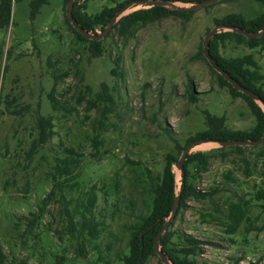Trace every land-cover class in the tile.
Segmentation results:
<instances>
[{
	"label": "rangeland",
	"instance_id": "374dc122",
	"mask_svg": "<svg viewBox=\"0 0 264 264\" xmlns=\"http://www.w3.org/2000/svg\"><path fill=\"white\" fill-rule=\"evenodd\" d=\"M124 1L76 0V8L94 15ZM29 2L12 0L13 22L0 30L5 49L0 61V241L9 259L27 257L30 264H107L108 260L124 264L118 256L127 252L128 226L149 210L151 202L145 169L162 172L165 155H177V142L185 145L189 137L205 130L208 115L235 130L254 126L247 100L220 82L201 56V48L217 19L231 12L253 19L263 6L255 0H220L196 9L188 18L172 15L148 24L126 40L113 28L102 39L103 54L96 55L97 50L79 40L67 24L65 0H51L34 19ZM150 7L133 4L120 16ZM96 32H101L99 27ZM220 53L224 57L252 54L264 73V44L251 49L228 41ZM118 56L120 73L116 74ZM6 63L9 70L3 73ZM189 78L197 101L189 100ZM80 88L85 91L79 99ZM53 90L61 102L57 108L50 99ZM104 91L114 103L107 102L112 111L100 128V111L89 109L88 99ZM40 116L53 122L46 139L39 136ZM98 133L101 143L96 145ZM195 141L190 153L220 148L217 142ZM34 143L40 145L36 153ZM68 149L82 155L76 170L81 185L99 188L97 214L106 229L98 242L105 258L91 248L77 255V242L62 228L65 223L57 213L61 204L43 205L52 187L55 160L69 155ZM254 153V149L244 154L216 153L208 170L195 173L193 181L199 190L217 191L206 199L190 197L183 208L178 207L172 228L202 240L203 250L197 256L201 264H264V229H254L264 222V209L255 205L253 196L260 178L258 174L246 177L243 171L244 156L254 160ZM173 169L179 194L182 171L175 164ZM242 198L253 199L251 225L243 222L237 232L228 233L225 210L229 202ZM40 208L43 217L31 234L22 236L31 212ZM61 255L66 260H58ZM147 264H159V256H152Z\"/></svg>",
	"mask_w": 264,
	"mask_h": 264
},
{
	"label": "trees",
	"instance_id": "16d2710c",
	"mask_svg": "<svg viewBox=\"0 0 264 264\" xmlns=\"http://www.w3.org/2000/svg\"><path fill=\"white\" fill-rule=\"evenodd\" d=\"M20 1V0H16ZM51 0H30V18L34 19L41 12L44 5L49 4ZM66 4L69 0H65ZM134 0H125L116 7H104L100 12L91 15L83 9L76 8L77 2L75 0L73 7V16L84 29L96 33L99 27L101 31L110 23L113 16L122 9L126 4ZM183 3H197L204 0H172ZM232 1V0H224ZM263 6V12L253 19H246L244 15L237 12L226 14L216 23H225L229 25L240 26L248 31H258L264 27V0H255ZM67 7V6H66ZM195 10L180 11L171 10L162 6H152L150 8H143L122 16L114 27L119 37L123 40L128 39L134 30H138L148 24L155 23L165 17L177 15L182 17H190ZM65 19L70 29L73 30L77 38L81 41L87 42L98 54H103V41L88 39L84 37L70 22L67 13ZM13 22L12 19V0H0V30L6 29ZM228 41H233L236 45H245L253 49L264 44V36L254 39H249L246 36L233 31H220L210 40L209 53L216 59L218 65L222 67L228 74L237 80L244 87L257 93L264 100V73L260 71L259 63L253 58L252 54H245L236 57H224L220 53V47ZM5 49L3 43H0V61L3 59ZM201 56L209 64L210 69L215 73L221 83L229 85L232 91L238 95L243 96L250 105L251 111L255 116L256 122L254 126L247 130L231 129L221 122V119L208 115V127L197 133L193 137H189L185 145L177 142V155L167 153L165 155V165L163 171L160 173H153L146 168L144 173V184L146 193L150 197L149 210L146 213L137 216V220L128 226L129 236L126 242L127 252L120 253L119 260L124 264H147L152 256H158L154 250L155 237L161 228L164 226L166 219L170 215L176 192V175L173 165L181 157L183 150L193 143L196 139H214L219 141L225 140H257L264 136V110L263 108L246 93L241 92L233 87V85L225 79L219 72H217L208 62L201 48ZM11 57V51H7V60ZM118 61V62H117ZM116 67L113 68L114 73L119 72L120 58L116 60ZM9 70V63L4 66L3 73ZM120 73V72H119ZM55 88V85H54ZM53 88V89H54ZM88 88V87H87ZM85 89H79V99L83 97ZM189 100L197 101L199 98L192 86V81L189 78L186 87ZM50 99L55 108L60 106V100L55 96V91L50 94ZM89 98L88 103H91L89 109L97 108L100 111L98 118L99 127L105 124L108 120L109 113L112 108L107 105V102H113L112 96H109L105 91L100 93L96 99ZM93 100V101H92ZM3 102V101H2ZM104 102V104H102ZM1 103V102H0ZM0 114L2 111L0 110ZM38 125L40 127L39 136L46 139L48 129L53 128V122L50 118L40 116ZM50 127V128H48ZM169 136L171 133L166 129ZM173 141H177L171 137ZM37 142V141H35ZM96 145L101 143L100 133L94 138ZM40 145L34 143L33 153H36ZM255 150L254 160L251 158H243V171L246 177L252 174H258L260 178L259 188L254 193V200L257 201L255 205L261 206L264 209V144L256 146H228L220 147L214 151L189 153L185 160L182 172V189L179 192L181 195V208L186 205V200L190 197L196 199H206L214 195L217 189L212 191H202L196 188L194 184L195 173L201 174L208 170L210 160L216 153H223L227 150L237 151L239 154H244L245 150ZM69 155L57 157L53 165L52 187L47 196L43 199V205H47L53 201H58L61 204L57 213L60 218L64 220L65 225L62 227L67 230L68 234L76 240V254L84 255L88 253V248H91L101 258L105 256L101 253L99 246V238L105 231V223L99 218L97 214L98 202V186L93 184L88 189L81 185L78 181V172L76 171L82 163V155L77 156L73 149H68ZM192 167V168H191ZM195 169V170H193ZM77 193V195H74ZM252 198L240 199V201H231L228 204L226 216L228 219V233L234 234L240 228L243 222L250 224L249 213L252 207ZM180 208V209H181ZM44 208L38 211H32L31 217L28 218V227L22 233L26 236L32 233L35 224L43 217ZM177 217V216H176ZM175 220L170 223L169 228L163 233L161 239V249L165 252L173 264H201L197 256L202 253V240L188 233H177L172 228ZM250 228V227H249ZM254 229H264V222L261 226L254 227ZM247 230H250L247 228ZM61 230H56L60 234ZM109 249L110 247L107 246ZM66 260L65 256H59L58 260ZM253 264L252 262H250ZM0 264H30L27 257H13L9 259L3 244L0 241ZM107 264H113L112 260H108ZM159 264H163L159 258ZM206 264V263H202ZM256 264V262H255Z\"/></svg>",
	"mask_w": 264,
	"mask_h": 264
},
{
	"label": "water",
	"instance_id": "95a60500",
	"mask_svg": "<svg viewBox=\"0 0 264 264\" xmlns=\"http://www.w3.org/2000/svg\"><path fill=\"white\" fill-rule=\"evenodd\" d=\"M220 0H204L202 2H197V3H192L190 5L182 6L179 5L178 3H181L180 1H172V0H134L126 4L120 11H118L113 18L111 19L110 23L105 27L103 31L100 33H93L90 31H87L84 29L77 20L73 16V7L75 0H69L67 3V16L72 23V25L75 27L77 31H79L84 37L88 39H94L97 41H100L103 39V37L108 34V32L113 29L114 24L121 18V14L124 10H126L130 5L133 4H148L150 6H162L171 10H180V11H190V10H196L198 8H202L205 6H208L210 4L216 3ZM183 3V2H182ZM219 29H222L223 31H233L239 34H242L246 36L249 39H254L260 36H264V27L258 31H248L247 29H244L240 26H235V25H229L225 23H217L213 28H211L203 42V51L205 54L206 59L210 63V65L218 71L225 79H227L234 88H236L239 91H242L246 93L249 97H251L253 100H255L264 110V100L255 92L251 91L250 89L244 87L242 84H240L237 80H235L230 74H228L222 67H220L216 61L215 58L211 56L209 53V43L210 40L215 36L216 33L219 32ZM221 30V31H222ZM206 141H213L217 142L220 147H228V146H256V145H261L264 144V136L261 137L260 139L257 140H225V141H219V140H214V139H199L196 140L195 142H206ZM194 142L191 143L189 146H187L183 152L181 157L176 161L175 166L183 172V166L185 163V160L187 159L188 154L191 151V148L193 147ZM180 200H181V195L177 194L175 198V202L172 208V211L168 218L166 219V222L164 226L161 228V230L158 232V234L155 237L154 241V250L156 254L159 256L161 262L163 264H173V262L169 259L168 255L163 252L161 249V239L163 233L169 228L170 223L175 219L177 212H178V207L180 205Z\"/></svg>",
	"mask_w": 264,
	"mask_h": 264
}]
</instances>
